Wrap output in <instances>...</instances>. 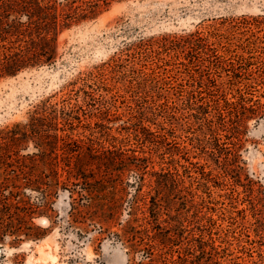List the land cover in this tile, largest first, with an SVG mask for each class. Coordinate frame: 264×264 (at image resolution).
<instances>
[{"label": "trees", "instance_id": "1", "mask_svg": "<svg viewBox=\"0 0 264 264\" xmlns=\"http://www.w3.org/2000/svg\"><path fill=\"white\" fill-rule=\"evenodd\" d=\"M121 1L0 0V82L54 66L63 31ZM202 41L197 31L139 37L124 48L137 62L113 84L104 67L79 75L60 99L0 128L1 247L43 238L34 220L67 192L68 224L117 238L130 264H241L229 258L235 231L214 189L239 174L246 125L264 117V73L201 71L174 89L155 68L144 71L151 53L222 70L223 57ZM200 52L210 60L198 62ZM110 60L112 69L124 61ZM128 93L129 109L119 110Z\"/></svg>", "mask_w": 264, "mask_h": 264}, {"label": "rangeland", "instance_id": "2", "mask_svg": "<svg viewBox=\"0 0 264 264\" xmlns=\"http://www.w3.org/2000/svg\"><path fill=\"white\" fill-rule=\"evenodd\" d=\"M196 31L203 34V44L223 57L226 66L222 70L207 63L188 64L181 53L173 56L174 62L166 63L161 59L166 53L159 58L151 53L144 71L151 72L148 66L155 68L152 72L164 78L165 87L174 89L177 84H194L193 75L201 71L224 76L231 70L264 73V0H125L114 3L96 20L63 31L54 66L0 82V128L24 121L28 111L48 96L57 94L60 99L79 75L104 67L108 83L113 84L115 78L127 74L125 69L135 60L133 52L124 48L139 37L160 39L164 34ZM115 57L124 61L112 69L115 63L110 59ZM198 57V62L210 60L202 52ZM114 70L115 74L110 73ZM131 98L128 93L126 99H119V110L129 109ZM246 126L239 144L242 168L223 187L214 189V196L224 225L235 231V237L229 238V258L241 264H264V117L250 120ZM69 210L68 193L61 192L52 211L34 220L46 230L45 236L18 246L6 239L3 247L0 244V264H130L126 248L117 238L99 236L94 228L86 234L78 225L70 226Z\"/></svg>", "mask_w": 264, "mask_h": 264}, {"label": "water", "instance_id": "3", "mask_svg": "<svg viewBox=\"0 0 264 264\" xmlns=\"http://www.w3.org/2000/svg\"><path fill=\"white\" fill-rule=\"evenodd\" d=\"M0 252H1V248H0Z\"/></svg>", "mask_w": 264, "mask_h": 264}]
</instances>
